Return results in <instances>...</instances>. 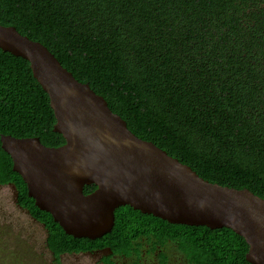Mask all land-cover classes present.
I'll return each mask as SVG.
<instances>
[{"label":"trees","instance_id":"trees-1","mask_svg":"<svg viewBox=\"0 0 264 264\" xmlns=\"http://www.w3.org/2000/svg\"><path fill=\"white\" fill-rule=\"evenodd\" d=\"M0 23L46 45L137 136L210 182L264 198V0H0ZM55 122L30 63L0 48V183L15 184L59 255L101 238L69 235L41 210L1 143L11 134L60 146ZM157 226L179 237L196 264H252L231 228L174 224L130 205L115 210L102 240L125 253Z\"/></svg>","mask_w":264,"mask_h":264},{"label":"water","instance_id":"water-1","mask_svg":"<svg viewBox=\"0 0 264 264\" xmlns=\"http://www.w3.org/2000/svg\"><path fill=\"white\" fill-rule=\"evenodd\" d=\"M0 48L30 63L49 96L56 118L53 130L65 139L60 146H47L37 136L2 134V148L28 195L67 234L102 237L114 227L115 210L130 205L174 224L231 228L249 246L247 261L264 264L263 197L248 188L210 182L137 136L104 96L15 26L0 23ZM92 184L96 188L85 193L84 187Z\"/></svg>","mask_w":264,"mask_h":264},{"label":"flooded vegetation","instance_id":"flooded-vegetation-1","mask_svg":"<svg viewBox=\"0 0 264 264\" xmlns=\"http://www.w3.org/2000/svg\"><path fill=\"white\" fill-rule=\"evenodd\" d=\"M12 184L0 183V189L5 186L12 187ZM13 190V202L16 208L26 212L32 219V222H28L40 225L45 232L43 252L50 264H196L186 249L187 247L182 246L183 242L179 237H170L171 231L161 226H157L154 229L155 232H144L136 237L127 246L128 251L125 253L116 252L106 240H102L103 235L95 242L96 246L91 249L63 251L56 255L48 245V231L45 224L33 218L30 211L19 203L17 188ZM2 216L3 211L0 207V217ZM0 224L3 222L0 221Z\"/></svg>","mask_w":264,"mask_h":264},{"label":"rangeland","instance_id":"rangeland-1","mask_svg":"<svg viewBox=\"0 0 264 264\" xmlns=\"http://www.w3.org/2000/svg\"><path fill=\"white\" fill-rule=\"evenodd\" d=\"M13 199L11 186L0 189V264H50L43 252L45 232L40 225L29 223L31 217L18 210Z\"/></svg>","mask_w":264,"mask_h":264}]
</instances>
